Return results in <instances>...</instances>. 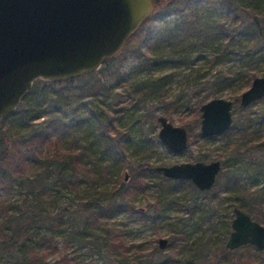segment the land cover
Masks as SVG:
<instances>
[{
	"label": "rangeland",
	"instance_id": "rangeland-1",
	"mask_svg": "<svg viewBox=\"0 0 264 264\" xmlns=\"http://www.w3.org/2000/svg\"><path fill=\"white\" fill-rule=\"evenodd\" d=\"M254 5L264 6V0H255ZM207 6H214V8ZM207 6L203 0L198 5V14L207 15L213 12L215 7H220L213 3ZM166 10L167 8L164 7L157 9L145 22L144 27L139 28L137 33L132 35L128 41L130 43L127 42L114 63H111L114 66L119 65L122 60L128 71L129 68L134 70L129 74L130 77L123 76L126 81L121 84L122 86L112 89L111 94L99 93L87 99H78L75 96L78 100L71 104L70 99L66 97L68 89H65L70 86L77 88L88 77L75 80L71 82V85L58 83L53 86L52 94L56 97L58 107L69 111L67 112L69 116H71V108L76 109L85 103L87 108L94 111L95 117L116 124L117 127L113 128L114 133H112L113 142L124 143L126 152L123 156L119 153L113 160L108 157L109 161L116 163L109 182L92 180L82 184L80 192L60 188L58 192L54 190L51 193H42L41 187L47 183L46 174L43 175L38 169L33 173L36 179L31 185L29 183L22 186L14 185L11 192H0L7 197L10 204L15 205V208L8 211L0 225L2 233L8 235L7 241L4 236H0V251H5L13 261L17 260L15 256L20 255L16 250L17 247L8 244L10 239L30 240L29 234L24 228H20L33 224L35 227L32 228L34 232L32 237L38 239L39 235L50 232L48 225L51 221H55L60 227L55 229L54 236L59 242L61 251L68 249L72 256L89 254L86 246L73 241L66 244L63 239H67L66 235L71 227L75 225L83 227L84 220L89 214L84 209L85 203L103 201L107 198L106 195H111L120 182L125 186L133 182L137 175L133 174L132 170L139 168L142 164V167L148 168L151 165L155 166V169L147 170L144 176L147 179L145 181L150 183L148 190L134 198V209L139 215L125 211L110 221L112 225L124 229L126 241L132 246L128 258L123 261L124 264H137L139 259H147L148 262L154 263L164 261L166 264H264V251H260L256 246L254 249L239 247L230 253L222 250L233 230L234 208L237 206L234 197L233 199L229 195H217L212 189L207 194L202 193L196 186L187 189L183 183H181L182 186H175L174 181L167 182L163 172L156 170L159 166L197 161L207 163L221 161V170H224V161H226L229 168H232L233 164L240 167L242 181L248 188L264 190V134H261L262 139L257 146L262 148L260 151L252 152L253 143L242 142L240 147L243 155L232 157L229 136H204L200 130L201 104L213 98H224L235 102L232 111L233 122L242 116L243 111L239 108L241 95L250 88L254 80V78L250 79L252 73H256V77L264 75V60L261 59L252 66L245 67L241 60L237 57L233 58L224 48H221L202 55L193 53L190 57L193 61L188 63L180 65L166 63L154 71L147 69L151 61H146L148 55L145 53L148 45L144 37L146 32H156L163 27L164 21L171 17L165 13ZM215 12L220 13L221 10L216 9ZM188 13L190 14V11ZM244 43L252 44V38H246ZM137 49V54L131 53L132 50ZM104 65L103 63L101 68ZM221 75H232L233 84L222 86L214 82ZM117 76L119 78V75ZM134 76L133 81L127 83V78ZM116 79V76L104 77V81L110 84ZM151 79H162L163 87L160 90L156 87L148 88L145 92L140 87L135 88L136 82L151 81ZM49 94L47 89L27 93L16 110L19 112L13 114L1 125L0 134L4 133L8 138L27 135L31 128L27 124L28 117L35 116L45 109L50 100ZM197 108L199 111H196ZM249 110L263 112L264 98L253 104ZM160 116L167 117L174 126L187 129L189 142L186 150L174 153L160 140L161 124L158 121ZM40 121L42 119L31 120V124H37ZM118 128H120L119 132H117ZM85 130L86 126L81 127V130L78 129L77 131H80L78 136L85 134ZM146 163H149V166H144ZM126 174L127 179H125ZM140 180H136V183ZM173 180L189 181L187 179ZM158 207L162 210L156 214ZM139 212L158 217L152 221L141 217ZM31 215H36L42 221L40 223L35 221L36 224H34ZM6 218H8L7 221ZM160 238L168 240L163 249L159 247ZM38 247L41 251L42 247ZM58 259L59 255H48L45 263H52ZM95 264H119V262L112 263L108 259L99 258Z\"/></svg>",
	"mask_w": 264,
	"mask_h": 264
},
{
	"label": "trees",
	"instance_id": "trees-1",
	"mask_svg": "<svg viewBox=\"0 0 264 264\" xmlns=\"http://www.w3.org/2000/svg\"><path fill=\"white\" fill-rule=\"evenodd\" d=\"M254 1L204 0L205 6L213 3L218 4L220 7H215L213 12L203 16L198 14V5L203 0H171L169 3L157 7L155 11L161 7L167 8L165 13L171 16L172 19L165 20L163 27H160L156 32H146L144 37L148 45V50L145 53L148 55L146 61H151L147 65V69L154 71L166 63L179 65L188 63L193 61L190 58L193 53L202 55L206 52H215L221 48H224L226 53L231 54L233 58L237 57L241 60L245 67H250L261 59L264 60V6L254 5ZM207 7L214 8V6ZM216 9L221 10V12H215ZM188 11H190V14ZM149 18L143 22L141 27H144ZM248 37L252 38V44L250 45L244 43V40ZM120 52L111 58H106L103 61L104 67L97 71L85 73L82 76L68 80L49 81L38 79L34 82L28 93L38 89H47L50 93V100L42 112L28 117L27 124L31 128H29L27 135L8 138L6 134H0L1 193L2 191L11 192L14 185L22 186L25 183L31 185L36 179V177H33L36 169L43 175L46 174L45 180L47 183L41 187V192L44 194L51 193L54 190L58 192L63 188L80 192L79 189L82 184L92 180L109 182L110 174L115 170L116 163L109 161L108 157L113 160L117 158L119 153L123 156L126 152L124 143L120 141L113 142L112 133H114L113 128L117 127L116 124L95 117L94 111L87 108L84 105L85 103L77 107L80 109L71 108V116H69V111L61 110L58 107L56 97L52 92L55 84L67 83L71 85V82L73 83L75 80L88 77L77 88L76 86H70L65 89H68L66 97L70 99L71 104L78 99L91 98L99 93L101 95L111 94L112 89L122 86L121 84L126 81L123 76L128 77L131 71H134L132 68H129L128 71L122 60L119 65L114 66L111 64L114 63ZM134 52L137 54L138 49L131 51V53ZM150 74L152 75V72ZM117 75H119V78ZM106 76H116L117 79L110 84L104 81ZM255 77L256 73H252L250 79ZM134 78L135 76L130 79L127 78V83L133 81ZM233 80L232 75H221L214 82L222 86H231ZM135 84V88L140 87L145 92L148 88L152 89V87L160 90L164 82L162 79H151V81H139ZM75 96L78 99H75ZM259 100L249 106L240 104L239 108L243 111L242 116L235 120L226 132L211 136H229L232 157L243 155L240 147L242 142L245 144L253 143L252 152L262 149L257 146L264 134V111L253 112L249 110ZM18 112L16 111L13 114ZM38 119H42V121L31 124V120ZM7 120L4 119L2 124ZM84 126H86L85 134L78 136L80 131L77 130H81V127ZM119 130L120 128L117 132ZM224 162L225 168L219 172L216 183L211 188L212 191L217 195L224 194L229 195L231 198L234 197L236 207L244 210L254 220L264 224V190L248 188L242 181L240 167L233 164L234 166L229 168L227 162ZM142 166L140 164L139 168L132 170L133 174L137 175L133 182L126 186L123 182V184L120 182L119 186L111 192V195H106L107 198L103 201H95L91 204L89 202L85 203L84 209L89 214L84 220L83 227H78V225L77 227L76 225L71 227L66 235L67 239H63L66 244L73 241L86 246L89 254L72 256L68 249L67 251H61L59 242L54 236L56 234L55 229L60 227L55 221H51L48 225L50 232L39 235L38 239L32 237L34 234L32 228L35 227L33 224H28L26 227L22 226L20 229L24 228L25 232L29 234L28 239L30 240L10 239L8 244L17 247L16 250H18L20 256H15L17 260L13 261L10 256H7L8 254L6 255L5 251H0V264H95L99 258L108 259L112 263L124 264L123 261L128 258L132 246L126 241L124 229L112 225L110 221L121 212L128 211L130 214H138V211L134 209V198L141 192L145 193L148 190L150 183L145 181L146 177L144 176H146L147 170L155 169V166H149V163L144 164V166H149L148 168ZM156 170L159 171L158 167H156ZM51 176L53 177L50 179ZM164 178L167 182L174 181L175 186H182L181 183L185 184L187 189L195 186L191 181L185 182L168 177ZM136 180H140V182L136 183ZM199 192L207 194L209 190H199ZM1 193L0 225L3 218L7 216L8 211L15 208V205L10 204L7 197ZM40 205L42 206L41 203ZM160 210L162 208L158 207V213L156 214H159ZM139 213L141 217L152 221L158 217L148 215L145 212ZM31 220L34 224L42 221L36 215H31ZM74 220H76V216H74ZM0 236H4L5 241H7L8 235L2 233ZM38 246L42 247L41 251H39L38 248L40 247ZM242 247L256 248L250 244ZM225 248L223 247L222 250L230 253L231 250L227 249V251ZM54 254L59 255V259L54 260L52 263H45L47 256ZM179 262L182 263V261ZM137 264L166 263L164 261L154 263L148 262L147 259H139Z\"/></svg>",
	"mask_w": 264,
	"mask_h": 264
},
{
	"label": "water",
	"instance_id": "water-1",
	"mask_svg": "<svg viewBox=\"0 0 264 264\" xmlns=\"http://www.w3.org/2000/svg\"><path fill=\"white\" fill-rule=\"evenodd\" d=\"M171 0H0V128L38 79L68 80L97 71L117 55L157 7ZM264 97V75L241 95L242 106ZM235 102L213 98L200 107L201 134L220 135L233 123ZM159 138L174 153L188 147V131L158 118ZM221 161L159 166L165 177L187 179L199 190L216 183ZM126 179L128 175L126 174ZM226 249L254 245L264 251V225L234 208ZM168 243L159 239L163 249Z\"/></svg>",
	"mask_w": 264,
	"mask_h": 264
},
{
	"label": "flooded vegetation",
	"instance_id": "flooded-vegetation-1",
	"mask_svg": "<svg viewBox=\"0 0 264 264\" xmlns=\"http://www.w3.org/2000/svg\"><path fill=\"white\" fill-rule=\"evenodd\" d=\"M163 5V4H162Z\"/></svg>",
	"mask_w": 264,
	"mask_h": 264
}]
</instances>
